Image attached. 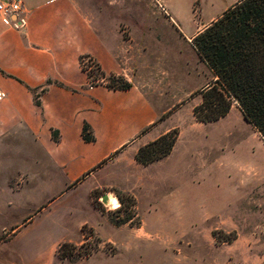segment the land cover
<instances>
[{"label":"rangeland","instance_id":"rangeland-1","mask_svg":"<svg viewBox=\"0 0 264 264\" xmlns=\"http://www.w3.org/2000/svg\"><path fill=\"white\" fill-rule=\"evenodd\" d=\"M163 1L189 34L196 26L207 25L210 17L218 16L234 0ZM77 3L106 41L110 30H126L135 23L133 29L140 30L176 28L156 0ZM177 46L173 42L160 46L159 57L157 53L152 62L155 66L159 59L163 67L165 62L189 64L175 76L164 101L163 95L160 101L151 97L169 107L167 114L180 108L165 122L181 130L168 161L144 169L147 164L136 160L139 148L156 138L134 153L121 149L101 164L95 178L90 174L67 189L74 181L50 170L48 160L42 187L31 180L24 190L11 195L6 210L10 227H23L14 238V262L19 264L23 255L26 264H264V144L236 102L227 115L205 125L192 112L201 103L200 95L174 102L187 97L205 74L212 77L193 51ZM140 63L144 66L143 59ZM91 71L93 79L100 77L95 64ZM88 82L94 85L90 78ZM13 139L21 145L0 150L1 167L10 162L31 173L40 172V163L45 162L41 148L27 134L18 133ZM1 184L2 173L0 190ZM105 193L116 197L118 208L102 202ZM122 194L136 200L131 224L117 223L129 208L127 203L120 208ZM5 198L0 192L1 206ZM62 242L76 245L71 259L56 255ZM95 245L88 258H80L79 254Z\"/></svg>","mask_w":264,"mask_h":264},{"label":"crops","instance_id":"crops-1","mask_svg":"<svg viewBox=\"0 0 264 264\" xmlns=\"http://www.w3.org/2000/svg\"><path fill=\"white\" fill-rule=\"evenodd\" d=\"M156 1L164 7L166 19L175 29H133L135 23L126 30H110L107 41L80 9L77 0H23L25 23L19 28L0 14V92L4 93L0 99V150L20 146L13 138L22 133L32 138V144L40 147L45 157V162L40 163V172L35 173L10 162L1 167L0 162V192L6 197L4 205H0L3 216L0 217V264H17L12 258L13 242L23 229L10 227L6 210L12 202L11 195L24 190L33 179L41 188L48 175V160L50 170L74 182L90 174L95 178L101 164L109 162L121 149L134 153L149 141L178 128L173 122L168 125L165 122L180 108L167 114L165 109L169 107L152 101L151 97L160 101L163 95L164 101V97L171 94L175 76L189 64L165 62L163 67L158 59L154 66L153 58L157 53L159 57L160 46H170L171 42L198 56L192 38L238 0L227 5L218 16L210 17L203 28L198 25L189 34L175 22L166 3ZM192 6L194 11V3ZM125 31L127 36H124ZM81 58H90L99 68L100 77L95 79L94 85L88 82ZM109 75L124 77L131 87L109 89L105 85V77ZM215 79L213 73L210 79L205 74L187 97L174 102L187 101L195 95L202 99L200 92ZM47 80L52 83L41 91ZM35 88L40 93L39 105L35 104L30 91ZM85 123L93 132L92 142L82 139ZM53 130L58 132L57 142L52 138ZM180 133L179 129L169 154L143 166L144 169L163 166L180 140ZM260 140L264 144L262 137ZM19 264H26L23 255Z\"/></svg>","mask_w":264,"mask_h":264},{"label":"trees","instance_id":"trees-1","mask_svg":"<svg viewBox=\"0 0 264 264\" xmlns=\"http://www.w3.org/2000/svg\"><path fill=\"white\" fill-rule=\"evenodd\" d=\"M192 45L200 60L207 64L216 77L208 88L200 92L201 103L194 106L192 111L196 121L205 124L214 122L227 115L232 103L236 102L244 119L259 132L264 141V0H238L198 32L192 38ZM105 78V85L109 89L126 90L131 87L122 76L109 75ZM51 83V80H47L41 91ZM30 91L33 93L35 104L39 105L40 93L36 88ZM178 132L174 128L151 144L139 148L136 160L145 165L168 155L177 140ZM51 135L57 142L58 132L53 130ZM81 136L85 142L94 141L93 132L86 123L82 126ZM119 200L120 208L125 203L129 208L117 223L131 224L135 216L133 209L136 200L131 195L123 194L119 195ZM135 225L138 226L139 221H136ZM215 234L216 232L213 236ZM95 239L98 242L99 238ZM96 247L97 245L79 254L80 258H88ZM75 249L76 245L62 242L56 250V255L60 259H71Z\"/></svg>","mask_w":264,"mask_h":264},{"label":"built area","instance_id":"built-area-1","mask_svg":"<svg viewBox=\"0 0 264 264\" xmlns=\"http://www.w3.org/2000/svg\"><path fill=\"white\" fill-rule=\"evenodd\" d=\"M159 7L165 13L164 7L159 4ZM24 2L23 0H0V14L5 16L9 20L12 26L15 28L21 27L25 21L23 18ZM94 62L90 58L81 59V67L86 72L88 79L93 83L95 79L90 76L92 74V67ZM4 96V93L0 92V99Z\"/></svg>","mask_w":264,"mask_h":264},{"label":"bare ground","instance_id":"bare-ground-1","mask_svg":"<svg viewBox=\"0 0 264 264\" xmlns=\"http://www.w3.org/2000/svg\"><path fill=\"white\" fill-rule=\"evenodd\" d=\"M111 194H108V199L106 202V205L111 209H116L119 207V203L117 202L116 198L113 196H110Z\"/></svg>","mask_w":264,"mask_h":264},{"label":"water","instance_id":"water-1","mask_svg":"<svg viewBox=\"0 0 264 264\" xmlns=\"http://www.w3.org/2000/svg\"><path fill=\"white\" fill-rule=\"evenodd\" d=\"M101 199H102V202L104 203V204H106V202H107V199H108V194H103L102 196H101Z\"/></svg>","mask_w":264,"mask_h":264}]
</instances>
